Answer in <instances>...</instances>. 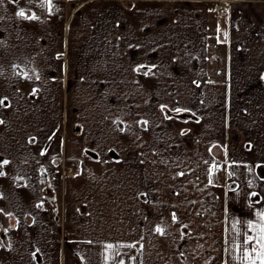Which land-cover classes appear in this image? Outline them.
<instances>
[{"label":"crops","instance_id":"1","mask_svg":"<svg viewBox=\"0 0 264 264\" xmlns=\"http://www.w3.org/2000/svg\"><path fill=\"white\" fill-rule=\"evenodd\" d=\"M0 100V264H261L264 0H0Z\"/></svg>","mask_w":264,"mask_h":264},{"label":"snow or ice","instance_id":"2","mask_svg":"<svg viewBox=\"0 0 264 264\" xmlns=\"http://www.w3.org/2000/svg\"><path fill=\"white\" fill-rule=\"evenodd\" d=\"M50 3V0H49ZM17 15L24 17L25 13L23 11H20L17 13ZM28 19H36L35 16L32 17H27ZM0 104H4V100H0ZM179 111V110H177ZM4 164H7L8 161H3ZM0 175H3V173H0ZM255 195V193L253 194ZM37 207H39V205H37ZM173 219H175V215L173 214ZM261 219L264 220V214H261ZM249 228H253V224L251 222H249L248 225ZM157 232L163 234V230L161 228H157L156 229ZM255 239L256 243L259 245L260 251L257 253L258 256L261 257V264H264V226L260 227V231L258 236H256L255 238L252 236H246L245 240H244V245L247 246L249 243H251L253 240ZM109 247H111V245H109ZM252 251H256L255 248L252 249ZM245 255L247 256L248 254L245 253ZM253 264H255V261H253Z\"/></svg>","mask_w":264,"mask_h":264},{"label":"built area","instance_id":"3","mask_svg":"<svg viewBox=\"0 0 264 264\" xmlns=\"http://www.w3.org/2000/svg\"><path fill=\"white\" fill-rule=\"evenodd\" d=\"M215 177L219 180V181H224L228 175L225 171V169H223L222 167H219L216 169L215 171Z\"/></svg>","mask_w":264,"mask_h":264}]
</instances>
